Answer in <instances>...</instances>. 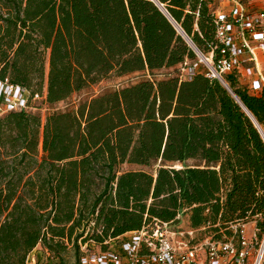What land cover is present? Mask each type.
Masks as SVG:
<instances>
[{"label": "trees", "instance_id": "obj_1", "mask_svg": "<svg viewBox=\"0 0 264 264\" xmlns=\"http://www.w3.org/2000/svg\"><path fill=\"white\" fill-rule=\"evenodd\" d=\"M158 1L203 51L217 45L206 3L196 30L186 9L199 0ZM187 57L154 0H0V79L32 97L53 106L113 74L143 75L45 119L0 117V264H26L38 245L67 264L66 241L80 255V239L184 214L201 238L251 220L264 233V136L244 109L264 131V87L229 75L236 98L203 67L181 78Z\"/></svg>", "mask_w": 264, "mask_h": 264}, {"label": "built area", "instance_id": "obj_2", "mask_svg": "<svg viewBox=\"0 0 264 264\" xmlns=\"http://www.w3.org/2000/svg\"><path fill=\"white\" fill-rule=\"evenodd\" d=\"M255 1L199 0L195 11L187 7L186 11L195 15L196 30L200 7L206 3L209 8L217 40L209 52L199 48L159 2L196 54V59L187 57L178 65L181 78H192L203 67L209 78L218 79L235 97L229 75H235L251 93L260 94L264 87V6ZM44 97H32L27 88L0 79V117L13 110H33L32 101ZM178 225L156 218L140 229L103 242L91 238L82 244L80 239V255L74 264H264V233L256 220L233 223V235L224 239L211 235L201 238L198 230H183ZM36 248L26 264H62L48 248L43 258L37 256Z\"/></svg>", "mask_w": 264, "mask_h": 264}, {"label": "rangeland", "instance_id": "obj_3", "mask_svg": "<svg viewBox=\"0 0 264 264\" xmlns=\"http://www.w3.org/2000/svg\"><path fill=\"white\" fill-rule=\"evenodd\" d=\"M256 4H261L262 6H264V0H256L255 1ZM143 78V75H135V74H131V75H126V76H116L115 74L109 76L106 79H103L102 81L90 86L87 89H84L78 93H74L70 98L55 104L53 106H50L48 104L45 103V101L43 100V98H37L35 100L32 101V105L34 106V111L41 113L43 119L46 118V115H48L50 112H53L54 110H66L71 108L72 106H74L80 99L83 98H87V97H91L97 94H100L106 90L109 89H115V88H119L128 84H131L133 82H136L137 80ZM192 163V161H190ZM140 166L138 165H133V164H125L124 165V169H136L139 168ZM189 214H184L181 217V220L179 222V227L180 229L183 230H187L188 229V225H189ZM91 226H93V224H91ZM252 229V226H250V230ZM90 231V235L92 234V227L89 229ZM90 240V239H89ZM82 244L85 243V241H83L81 239ZM66 248L64 250L61 251L59 257L64 258L65 262L67 264H74L78 257L79 254L77 255L76 252V246L74 244L73 241H66ZM89 244H92V242H90ZM80 245V243H79ZM35 253L37 254V256L43 258L46 256V252H45V248L43 246H38L35 250Z\"/></svg>", "mask_w": 264, "mask_h": 264}, {"label": "water", "instance_id": "obj_4", "mask_svg": "<svg viewBox=\"0 0 264 264\" xmlns=\"http://www.w3.org/2000/svg\"><path fill=\"white\" fill-rule=\"evenodd\" d=\"M154 1H156V3L157 4H159V1L158 0H154ZM163 10V9H162ZM163 12L167 15V13H166V11L165 10H163ZM167 17H168V15H167ZM244 107V106H243ZM244 109L246 110V112L249 114V116L253 119V121H254V123L256 124V126L259 128V130L261 131V133L263 134V136H264V131H263V129H262V127H261V125L258 123V121L255 119V117L244 107Z\"/></svg>", "mask_w": 264, "mask_h": 264}]
</instances>
